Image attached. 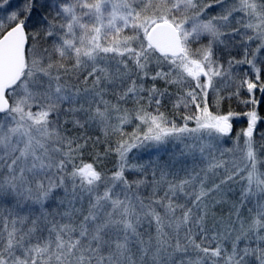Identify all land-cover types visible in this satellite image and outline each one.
<instances>
[{
    "label": "snow or ice",
    "instance_id": "1",
    "mask_svg": "<svg viewBox=\"0 0 264 264\" xmlns=\"http://www.w3.org/2000/svg\"><path fill=\"white\" fill-rule=\"evenodd\" d=\"M10 3L0 264H264V0Z\"/></svg>",
    "mask_w": 264,
    "mask_h": 264
},
{
    "label": "trees",
    "instance_id": "2",
    "mask_svg": "<svg viewBox=\"0 0 264 264\" xmlns=\"http://www.w3.org/2000/svg\"><path fill=\"white\" fill-rule=\"evenodd\" d=\"M0 3H3V0H0ZM22 3V0H11L10 5L5 6L6 11H4V15L6 16L8 13H10L12 10L18 8L20 6V4ZM212 11H216V10H212ZM206 42V41H204ZM161 87H163V85H161ZM239 99L238 102L234 99L231 102H226L223 106L221 111L224 113H227L228 111H233L235 113L238 114H243V112H247L248 110L251 109V106L246 108L245 110H243L241 112L240 108H239ZM256 105V109L258 110L257 112L259 113L258 115H260L263 120H264V100H259L258 104ZM212 110L215 111V105L212 106ZM238 116V117H237ZM244 120L242 119V116L240 117L239 115H236L233 117V132L231 133V138H234L236 135V132H239L240 130H242L244 128ZM128 131H131V128L127 129ZM260 131H264V124H261L260 126ZM231 138H229L228 143L229 145L231 144Z\"/></svg>",
    "mask_w": 264,
    "mask_h": 264
},
{
    "label": "rangeland",
    "instance_id": "3",
    "mask_svg": "<svg viewBox=\"0 0 264 264\" xmlns=\"http://www.w3.org/2000/svg\"><path fill=\"white\" fill-rule=\"evenodd\" d=\"M254 95H255V97H256V99H257V101H259V100H264V93H262V92H260L259 90H257L255 93H254ZM251 98V96L249 95V94H244V95H242L240 98H239V101H242V100H245V99H250ZM237 102H238V99H235ZM258 104V103H257ZM239 108H240V110H241V112L243 111V110H245L246 108H248V107H250L251 106V109H253V108H255V110L256 111H258L257 109H256V105H253V104H248L247 106H245L242 102H239ZM244 113V112H243ZM258 113V112H257ZM226 114V113H225ZM259 114V113H258ZM240 117L242 116V119L244 120L243 122H244V128L247 126V117L246 116H243L242 114H240L239 115ZM261 119H260V122H258V130H257V136L259 135V132H260V126H261V124H264V120H263V118L260 116V115H258ZM238 117V116H237Z\"/></svg>",
    "mask_w": 264,
    "mask_h": 264
}]
</instances>
